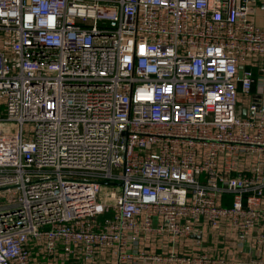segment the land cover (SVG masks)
Here are the masks:
<instances>
[{
	"label": "built area",
	"instance_id": "built-area-1",
	"mask_svg": "<svg viewBox=\"0 0 264 264\" xmlns=\"http://www.w3.org/2000/svg\"><path fill=\"white\" fill-rule=\"evenodd\" d=\"M258 10L0 0V264H241L180 251L207 230L264 250Z\"/></svg>",
	"mask_w": 264,
	"mask_h": 264
},
{
	"label": "crops",
	"instance_id": "crops-1",
	"mask_svg": "<svg viewBox=\"0 0 264 264\" xmlns=\"http://www.w3.org/2000/svg\"><path fill=\"white\" fill-rule=\"evenodd\" d=\"M255 19L264 28V13L256 11ZM159 240L151 244V250L161 252L163 249H172L170 244H162ZM180 251L186 254L210 252L216 257H222L232 263L259 264L264 261V250H259L253 245L244 242L243 246H238L235 234H213L209 230L205 234H196L185 241L179 242ZM45 264V263H43Z\"/></svg>",
	"mask_w": 264,
	"mask_h": 264
},
{
	"label": "rangeland",
	"instance_id": "rangeland-1",
	"mask_svg": "<svg viewBox=\"0 0 264 264\" xmlns=\"http://www.w3.org/2000/svg\"><path fill=\"white\" fill-rule=\"evenodd\" d=\"M25 129H26L25 138L28 139L29 136L32 135L31 133L34 130V127L32 126V129H31V126H30V129H29V126L26 125ZM111 191H114V192L119 194L121 192V188L118 187V186H115V187L102 186V191H101V194H100V200H103L104 198H106L107 195L109 194V192H111ZM109 203H111V202H109Z\"/></svg>",
	"mask_w": 264,
	"mask_h": 264
}]
</instances>
